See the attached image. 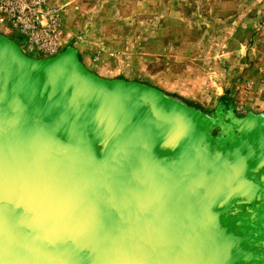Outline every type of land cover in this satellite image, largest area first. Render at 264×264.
Segmentation results:
<instances>
[{
  "label": "water",
  "instance_id": "95a60500",
  "mask_svg": "<svg viewBox=\"0 0 264 264\" xmlns=\"http://www.w3.org/2000/svg\"><path fill=\"white\" fill-rule=\"evenodd\" d=\"M0 80V264H264L263 233L237 214L264 198V184L249 194L237 183L253 186L263 166L248 170L258 155L243 150L263 137V116L231 113L237 135L224 147L199 112L145 85L99 81L71 48L30 57L1 33ZM9 87L83 158L27 130Z\"/></svg>",
  "mask_w": 264,
  "mask_h": 264
},
{
  "label": "rangeland",
  "instance_id": "374dc122",
  "mask_svg": "<svg viewBox=\"0 0 264 264\" xmlns=\"http://www.w3.org/2000/svg\"><path fill=\"white\" fill-rule=\"evenodd\" d=\"M48 1L59 15L57 50L25 55L46 59L71 48L97 80L145 85L204 115L212 143L233 129L230 119L217 129L223 114L264 117V0ZM0 33L22 49V40ZM243 150L258 155L245 163L254 169L264 160V137ZM239 181L252 194L264 175L253 186L244 176Z\"/></svg>",
  "mask_w": 264,
  "mask_h": 264
},
{
  "label": "built area",
  "instance_id": "2783aa9c",
  "mask_svg": "<svg viewBox=\"0 0 264 264\" xmlns=\"http://www.w3.org/2000/svg\"><path fill=\"white\" fill-rule=\"evenodd\" d=\"M0 30L22 40L24 53L49 56L60 42L59 15L48 0H0Z\"/></svg>",
  "mask_w": 264,
  "mask_h": 264
},
{
  "label": "bare ground",
  "instance_id": "6f19581e",
  "mask_svg": "<svg viewBox=\"0 0 264 264\" xmlns=\"http://www.w3.org/2000/svg\"><path fill=\"white\" fill-rule=\"evenodd\" d=\"M5 100L12 114L34 136L69 158H72L74 160L83 158L82 152L77 145L61 139L60 137L56 136L53 131H51V129L34 120L27 108L16 97L14 87H9V89L6 91ZM94 176L96 177L95 172ZM115 217L117 223H120L121 219L119 218V216L115 214Z\"/></svg>",
  "mask_w": 264,
  "mask_h": 264
},
{
  "label": "flooded vegetation",
  "instance_id": "af4514ba",
  "mask_svg": "<svg viewBox=\"0 0 264 264\" xmlns=\"http://www.w3.org/2000/svg\"><path fill=\"white\" fill-rule=\"evenodd\" d=\"M222 122L224 125H219L217 128L220 131L222 129L226 128L225 125L229 124V118L226 117V114L222 115ZM263 127V126H262ZM264 129V128H263ZM230 131L228 132L229 134H231L233 132L234 137L233 139H236V135L237 132L235 130V127H233V129H229ZM264 134V133H263ZM264 137V135H263ZM230 140L224 141L223 142V146L224 147H228ZM253 179H258L260 178L261 175H264V165L261 166L260 168L257 169V171L253 174ZM239 208V212H237V214H239V216L243 219L244 222H246L247 224H254L256 223L257 226L255 227L256 231H261L263 233V239H264V198H262L260 201L253 203L252 205H241L238 207ZM236 221H239L238 218H234Z\"/></svg>",
  "mask_w": 264,
  "mask_h": 264
},
{
  "label": "crops",
  "instance_id": "0c3cea01",
  "mask_svg": "<svg viewBox=\"0 0 264 264\" xmlns=\"http://www.w3.org/2000/svg\"><path fill=\"white\" fill-rule=\"evenodd\" d=\"M14 34V33H13ZM13 41H15V40H13ZM16 42V41H15ZM17 43V42H16ZM18 46H19V44H18Z\"/></svg>",
  "mask_w": 264,
  "mask_h": 264
}]
</instances>
